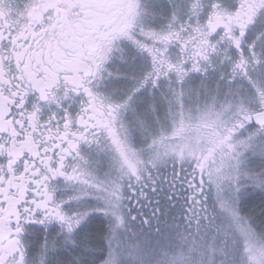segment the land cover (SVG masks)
Masks as SVG:
<instances>
[{
	"label": "snow or ice",
	"instance_id": "obj_1",
	"mask_svg": "<svg viewBox=\"0 0 264 264\" xmlns=\"http://www.w3.org/2000/svg\"><path fill=\"white\" fill-rule=\"evenodd\" d=\"M0 264H264V0H0Z\"/></svg>",
	"mask_w": 264,
	"mask_h": 264
}]
</instances>
